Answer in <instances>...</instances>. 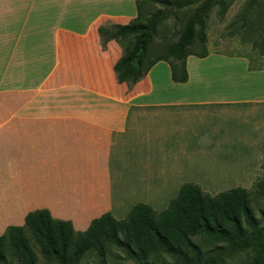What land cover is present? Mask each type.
<instances>
[{
    "label": "crops",
    "instance_id": "0c3cea01",
    "mask_svg": "<svg viewBox=\"0 0 264 264\" xmlns=\"http://www.w3.org/2000/svg\"><path fill=\"white\" fill-rule=\"evenodd\" d=\"M135 18V0H0V236L36 210L84 232L105 213L122 220L136 204L160 208L194 184L192 156L228 160L227 111L264 105L254 94L264 62L253 55L238 71L207 50L186 59L185 83L161 61L119 84L121 49L102 48L97 29ZM255 140L243 141L247 154Z\"/></svg>",
    "mask_w": 264,
    "mask_h": 264
},
{
    "label": "trees",
    "instance_id": "16d2710c",
    "mask_svg": "<svg viewBox=\"0 0 264 264\" xmlns=\"http://www.w3.org/2000/svg\"><path fill=\"white\" fill-rule=\"evenodd\" d=\"M233 1L206 0L178 30L176 40L166 43L158 40L164 13L146 19L150 0H135L133 21L97 29L102 48L114 41L121 49L113 67L117 82L131 87L161 61L168 64L173 83L187 82L186 59L208 55L205 30L209 12L217 6L223 17ZM173 4L178 10L191 3L177 0ZM228 31L229 36L239 34L244 44L250 42L253 57L264 62V3H246ZM258 195L264 199L261 183ZM250 201L243 188L210 196L197 185L184 184L160 213L136 204L124 219L105 213L84 232L74 231L68 221L53 219L47 210H36L27 214L23 227H8L0 236V264H37L34 247L44 261L54 264H81L90 255L104 264L110 249L137 264H226L239 252H250L254 264H264V213L258 220Z\"/></svg>",
    "mask_w": 264,
    "mask_h": 264
},
{
    "label": "rangeland",
    "instance_id": "374dc122",
    "mask_svg": "<svg viewBox=\"0 0 264 264\" xmlns=\"http://www.w3.org/2000/svg\"><path fill=\"white\" fill-rule=\"evenodd\" d=\"M175 1L177 0H150V3L147 4L146 19L156 12L164 13L166 16L158 28L160 34L158 40H165L166 43L176 40L178 30L206 0H179L181 3L189 1L191 4L182 6L178 10H175L173 4ZM249 1L234 0L223 17L219 16L218 7L215 6L211 9L206 19L207 50H210L211 54L216 52L222 54L221 56L228 57L227 59L232 60L238 71L239 66H242L243 63L240 59L246 58V55L252 56L253 54L250 42L247 43V41L244 44L238 36L239 34L229 36L228 26ZM259 2L264 3V0H259ZM253 18L251 16L248 19L249 22H252ZM214 60L216 59L212 58L210 61ZM255 72L257 71L255 70ZM262 81H260L261 84L264 82ZM262 92L263 95L259 98H264V90L258 93V90L254 89V94L256 95H260ZM226 113V117L219 119V126L222 130L220 141L232 142V146L229 148L230 152L227 151L226 153V150H222V153L229 155L228 160L222 163L219 162L217 160V152L215 155L212 154L206 157L192 156L188 177L193 178L190 182L194 183V185H196V182L209 185L201 187L200 184H197L204 193L210 196H215L218 193L237 187L245 189L251 199L250 208L254 216L260 220L261 213H264V199L258 195L259 184L264 185V105H253L249 108L237 107ZM251 138L259 142L257 146L260 145L261 141L262 143L258 148L255 144L254 151L251 154H247L248 151H252V147L245 145L243 141H246V139L251 140ZM220 152L221 150L219 154ZM213 155L214 157L212 158ZM195 158L196 161L194 160ZM192 167H194V170ZM172 194V192L171 196L167 194L165 196L166 202L158 203L157 206L161 207H156L157 209L153 210L156 213L165 210L169 202L175 198V195L172 196ZM27 235L29 236V234ZM34 252L37 256V264H54L44 261L35 247ZM109 252L111 254L107 257L104 264H137L125 259L122 254L115 253L113 249H110ZM254 259V255L250 252H239L232 254L226 260V264H254ZM162 261L169 262V259L163 258ZM81 264L100 263L94 255H90Z\"/></svg>",
    "mask_w": 264,
    "mask_h": 264
}]
</instances>
